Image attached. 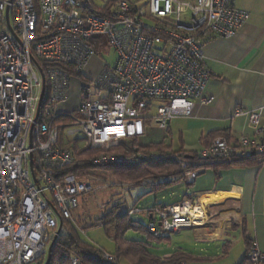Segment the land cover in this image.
Instances as JSON below:
<instances>
[{"label": "built area", "instance_id": "built-area-1", "mask_svg": "<svg viewBox=\"0 0 264 264\" xmlns=\"http://www.w3.org/2000/svg\"><path fill=\"white\" fill-rule=\"evenodd\" d=\"M103 3L0 0V264L43 263L60 220L74 222L79 199L93 191L84 179L61 175L76 161L74 151L61 144L62 131L82 136L85 148L98 152L91 160L95 165L125 162L126 154L112 149L133 140L141 144L148 123L164 131L173 119L192 115L194 100L213 102L206 95L211 74L204 48L218 38H233L249 20L234 0H147L145 8L128 0ZM104 39L116 53L115 64L81 84L75 110H60L75 81L70 69L83 74L105 51ZM36 87L41 93L45 88L41 103ZM243 115L260 133L261 111L236 110L235 116ZM56 116L69 117L71 125L56 124ZM250 152L264 154V141L243 136L231 145L220 137L198 155L215 161ZM136 156L159 160L163 154L138 149ZM174 158L188 182L201 174L188 169L189 159ZM187 205L192 208L183 202L155 209L148 233L159 237L200 226ZM246 257L249 264H264L256 242ZM71 264L85 263L72 257Z\"/></svg>", "mask_w": 264, "mask_h": 264}, {"label": "crops", "instance_id": "crops-1", "mask_svg": "<svg viewBox=\"0 0 264 264\" xmlns=\"http://www.w3.org/2000/svg\"><path fill=\"white\" fill-rule=\"evenodd\" d=\"M234 4L249 14V20L233 38H218L205 46V62L211 74L206 95L213 102L203 104L196 99L190 117L169 123L166 130L171 139L177 135L179 148L165 142L169 134H161L160 143L174 151L199 152L220 137L231 145L243 136L264 141V0H234ZM97 65L98 59L92 58L83 75L86 77ZM73 89L78 93L76 81ZM239 108L261 111L260 133L247 115L235 116ZM200 171L191 184L193 194L176 204L190 202L192 208L198 205L204 209L202 224L193 227L202 230L198 238L209 244L200 249L201 253L207 254L210 246H215L218 254L237 256L233 264H240L247 259L245 235L264 253V165L218 169V179L212 168Z\"/></svg>", "mask_w": 264, "mask_h": 264}, {"label": "rangeland", "instance_id": "rangeland-1", "mask_svg": "<svg viewBox=\"0 0 264 264\" xmlns=\"http://www.w3.org/2000/svg\"><path fill=\"white\" fill-rule=\"evenodd\" d=\"M107 1L108 0H96V5L99 7L104 6L105 4L103 2L106 3ZM128 1L138 8H145L147 2V0ZM104 41L106 49L101 53V55L96 57V59H98V65L92 68L90 74L87 73L86 78L76 77L75 81L78 88L81 84L90 83L89 80L98 77L105 66L113 67L115 64L117 58L116 53L109 46L107 39H104ZM75 81L72 83L71 99L67 104L61 105L60 110L72 111L77 107L79 91L76 93L77 91L75 92L73 89ZM35 93L40 95L41 89L36 87ZM71 122L72 121L67 118V120L59 122L58 125L69 126L71 125ZM147 126L148 136H146L143 140V146L158 144L161 141V134H169V130H160L157 124L153 122L148 123ZM75 138H79L81 140L78 141V149L81 150L85 148L86 143L82 140V136L78 135V137H67V128L64 132H61L62 146L72 150L75 145ZM165 142L167 144L172 143L173 147L176 149L179 148L177 135H174L171 139V135L169 134L168 137H165ZM83 179L92 186L93 191L86 193L79 199V207L75 213L74 224L78 228V231L84 241L110 255L117 254V245L115 240L107 234L105 227L93 226L85 231H82L86 226L92 225L96 220L104 217L109 211L118 205L120 206V212H126L133 208L146 211L156 205L163 206L180 203L183 199H185V195L190 196L193 194L192 187L188 186L186 183L179 186H171L161 192H153L151 186L145 184L139 186H129L104 171L93 172L88 174ZM196 206H194V208ZM143 213L134 214L131 218L134 221L141 223L144 228L138 231L134 229L128 230L125 233L124 238L129 241L146 243V250L149 254L156 258L166 260L172 257H184L186 264H233L235 260H238L236 259L237 256L229 257V255H225L223 252L218 254L217 251L214 250L215 246H210L209 249L211 250H209V253H201L200 249L208 248L209 244L204 243V241L198 238L201 237L202 230L195 229L193 227H184L175 232L166 233L163 235L166 238L162 240L152 238L146 230L149 224V217L143 215ZM195 213L196 214L194 215L198 216V212L196 211ZM119 262L120 264H130L123 257H120Z\"/></svg>", "mask_w": 264, "mask_h": 264}, {"label": "trees", "instance_id": "trees-1", "mask_svg": "<svg viewBox=\"0 0 264 264\" xmlns=\"http://www.w3.org/2000/svg\"><path fill=\"white\" fill-rule=\"evenodd\" d=\"M101 55V54H100ZM43 69L45 65L40 64ZM44 70V69H43ZM71 70V76L84 78L81 73H74ZM42 109L44 107L42 106ZM70 119L67 116H56L55 123ZM71 120V119H70ZM72 149L76 155V161L70 167L63 169L61 175L75 176L79 179L85 178L88 174L98 171H104L111 174L113 177L128 184L129 186H139L142 184L152 187L153 192H161L167 188L186 183L191 186L192 182H188L182 170L181 163L178 162L174 156H180L183 159L192 161L188 169L197 171L206 168H212L216 171L218 179V169H226L229 167L245 168L253 165H264V154L259 152H250L245 156H237L230 160H208L202 159L198 152H186L184 150L174 151L171 147L164 143L151 144L148 146H141V144L133 140L129 143H122L119 147L113 148L112 151L126 154L127 160L123 163L109 164V165H95L91 162L98 152L90 150L88 147L81 150L78 149V141H75ZM208 146V145H207ZM139 150H146L147 152L158 151L163 154L159 160H142L136 156ZM166 178H173V180L166 182ZM164 208L162 205H156L146 211L153 213L155 209ZM132 210V209H131ZM120 212V206H115L104 217L96 220L92 225L86 226L82 231L93 227L103 226L107 234L112 237L117 245V254L114 261L109 262L105 259V252L96 248L95 246L84 241L78 231V228L72 221L62 219V229L58 239L56 240L53 251L51 264H71V258L77 257L85 264H120V257L125 258L130 264H185L184 257H172L166 260L156 258L148 253L146 250V243L129 241L124 238L128 230H142L144 226L134 221L130 215V211ZM147 230V228H146ZM148 233V231H147ZM149 234V233H148ZM152 238L162 240L166 237L159 236ZM247 246L251 245L252 241L245 235ZM46 263V259L42 264ZM240 264H249L245 258Z\"/></svg>", "mask_w": 264, "mask_h": 264}, {"label": "water", "instance_id": "water-1", "mask_svg": "<svg viewBox=\"0 0 264 264\" xmlns=\"http://www.w3.org/2000/svg\"><path fill=\"white\" fill-rule=\"evenodd\" d=\"M42 76H43V84L45 85V77H44L43 74H42ZM44 92H45V88H43V91L41 93L40 103H41V101L43 99ZM38 114H39V112H38ZM37 118H38V116H37ZM32 163H33V158L31 157V165H32ZM34 178H35V176H34ZM62 225H63L62 220H60L58 232H57V234H56V236H55L52 244L49 247L48 254H47V258H46V263L45 264H51L53 247H54V244H55L56 240L58 239V237L60 235V232H61V229H62Z\"/></svg>", "mask_w": 264, "mask_h": 264}, {"label": "bare ground", "instance_id": "bare-ground-1", "mask_svg": "<svg viewBox=\"0 0 264 264\" xmlns=\"http://www.w3.org/2000/svg\"><path fill=\"white\" fill-rule=\"evenodd\" d=\"M198 212L197 215L195 216L194 214H196L195 212ZM187 213L191 216V218H193V221H195L197 224H201V217H204V209L196 207L194 209L190 208L189 205H187Z\"/></svg>", "mask_w": 264, "mask_h": 264}]
</instances>
